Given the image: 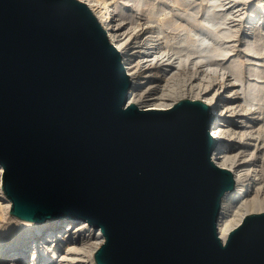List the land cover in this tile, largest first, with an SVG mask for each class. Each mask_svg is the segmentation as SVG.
<instances>
[{"label": "water", "instance_id": "1", "mask_svg": "<svg viewBox=\"0 0 264 264\" xmlns=\"http://www.w3.org/2000/svg\"><path fill=\"white\" fill-rule=\"evenodd\" d=\"M108 31L79 0H0V166L20 220L101 230L96 264H264V212L219 233L236 187L214 159L215 110L130 101Z\"/></svg>", "mask_w": 264, "mask_h": 264}, {"label": "bare ground", "instance_id": "2", "mask_svg": "<svg viewBox=\"0 0 264 264\" xmlns=\"http://www.w3.org/2000/svg\"><path fill=\"white\" fill-rule=\"evenodd\" d=\"M79 1L90 6L119 44L132 82L130 101L147 109L171 108L184 95L211 102L213 136L218 138L213 159L231 169L236 180L235 189L222 201L221 238L226 240L248 214L264 212V0H247L244 26L241 20L229 22L232 13L216 10L218 0H210L207 7L202 2L193 6V0H163L161 6L151 7L144 0L147 18L141 29L123 23L125 8L137 0H125L123 6L111 0ZM170 6H179L177 20H170L182 28L173 43L162 37L167 21L157 19ZM141 7L137 4L138 10ZM243 34L246 54L241 56L232 51ZM186 66L188 73L181 71ZM2 182L0 166V264H96L94 251L105 239L100 229L82 219L20 220L10 213L12 203Z\"/></svg>", "mask_w": 264, "mask_h": 264}, {"label": "rangeland", "instance_id": "3", "mask_svg": "<svg viewBox=\"0 0 264 264\" xmlns=\"http://www.w3.org/2000/svg\"><path fill=\"white\" fill-rule=\"evenodd\" d=\"M124 1L125 0H111V2L114 3V6L115 5H119L120 6L124 5ZM149 3L147 4L148 6H151V7H156V6H161L162 3H163V0H148ZM170 1H173V0H170ZM210 0H193V6L194 5H198V4H201L200 2H202V6L204 7H207L206 5L207 4H210L211 2H209ZM224 0H218V3H221V4H215L216 5V10H221L224 11V12H228V13H232L231 15H233L231 17V19H233V21L230 19L229 22H231L232 24L233 23H239V20L240 21V26H241V23H244L242 24L243 26L245 25V22H246V18H247V15H246V10L250 8V4H247V0H225L224 3H223ZM196 2V3H195ZM206 2H209V3H206ZM230 2V3H229ZM234 2V3H233ZM135 5H134V4ZM129 2V7H126L125 9V20L123 21V23H125L126 25V28H131L133 26H136L138 25L139 28L141 29L145 24L146 22V18H147V15H146V9L148 6L144 5V0H137V2ZM131 4V5H130ZM133 4V5H132ZM137 4L139 5H142L143 4V7H141L139 10L137 9ZM226 4V5H225ZM211 5V4H210ZM231 5V6H230ZM233 5V6H232ZM209 6V5H208ZM219 6V7H218ZM224 8H223V7ZM235 6V7H234ZM245 6H247L245 8ZM241 7V8H240ZM244 7V8H243ZM179 8V6H170L168 8H165L164 11H161L158 13L157 15V19L159 18L160 20H162L161 22L162 23H165L167 21V23H165L164 25V32H163V35L162 37H164V41H170L171 43H173V38L176 37L178 34H181L182 32V28L181 27H177V26H173L171 24V20L173 18L176 19V13H178L180 11L177 10ZM226 8V9H225ZM231 8V9H230ZM240 8V9H239ZM229 9V10H228ZM235 9V10H234ZM238 9V10H237ZM138 10V11H137ZM234 10V11H233ZM237 10V12H236ZM245 11V13H244ZM241 12V13H240ZM240 13V14H239ZM238 14V15H237ZM246 15V16H245ZM119 16V15H118ZM117 16V17H118ZM237 16V17H236ZM244 16V17H243ZM241 17V19H239ZM119 18V17H118ZM237 18L238 19V22L237 20L235 19ZM171 19V20H170ZM169 20V21H168ZM177 20V19H176ZM236 20V21H235ZM164 21V22H163ZM170 22V23H169ZM183 23V22H182ZM143 25V26H142ZM242 26V27H243ZM139 28H137L139 30ZM248 32V31H246ZM184 33V32H183ZM245 37V34L243 35H240V40L238 42H234L235 43V51H232V53H240L242 54L241 56H244L245 54L244 53V49H243V46H242V41ZM230 43H233V42H230ZM238 46H237V45ZM174 46H178V45H174ZM173 46V47H174ZM172 47H170L171 49ZM238 48V49H237ZM241 48V49H240ZM240 49V50H239ZM243 50V51H242ZM184 54V53H183ZM230 57V56H229ZM256 57V55L254 56V58ZM182 72L186 71V73H188L189 71V68L188 66H186L185 69H181ZM215 114V113H214ZM263 192V193H262ZM261 194V197H264V187L262 189V191L260 192ZM263 194V195H262ZM6 220V219H4ZM5 224V223H4Z\"/></svg>", "mask_w": 264, "mask_h": 264}, {"label": "built area", "instance_id": "4", "mask_svg": "<svg viewBox=\"0 0 264 264\" xmlns=\"http://www.w3.org/2000/svg\"><path fill=\"white\" fill-rule=\"evenodd\" d=\"M248 26H246L247 28ZM249 29V28H248ZM108 39L110 40V42H112L114 44V46H116L117 50H119V47H118V43L115 44V42L111 39V37L109 36V33H108ZM121 53V52H120ZM122 55V54H121Z\"/></svg>", "mask_w": 264, "mask_h": 264}]
</instances>
